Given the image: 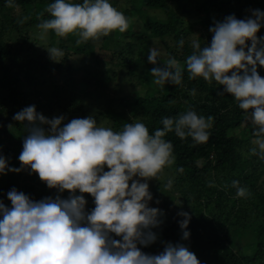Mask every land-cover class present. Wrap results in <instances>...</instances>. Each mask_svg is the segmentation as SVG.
I'll list each match as a JSON object with an SVG mask.
<instances>
[{"label": "clouds", "instance_id": "clouds-1", "mask_svg": "<svg viewBox=\"0 0 264 264\" xmlns=\"http://www.w3.org/2000/svg\"><path fill=\"white\" fill-rule=\"evenodd\" d=\"M6 4L14 7L15 0H6ZM47 12L50 18L38 26L42 32L75 35L77 43L129 28L128 18L110 0H53ZM262 27L264 11L259 9L246 19L227 16L210 28V45L202 46L200 39L191 41L193 51L185 61L189 79L214 81L223 86L219 95L231 94L238 102L254 126L251 152L260 160H264V78L257 64L264 66V46L258 48L264 37L258 38L257 33ZM47 50L56 61L64 55L59 48ZM160 56L159 49L150 48L147 60L158 65ZM163 65L151 69L152 83L161 88L166 83L181 85L184 68L178 61L169 57ZM190 94L195 96V89ZM13 118L26 122L28 130L19 156L22 167L38 173L49 189L67 190L71 195L37 201L15 188L9 191L11 208L0 201V264H200L183 244L168 243L158 255L145 254L138 245L148 247L157 240L152 230L160 226L163 212L149 206L153 197L146 181L174 164L173 144L165 137L174 132L180 139L191 137L205 144L213 126L211 116L188 110L177 117H164L163 127L151 134L142 122L126 123L121 131H113L91 116L62 126L63 115L48 119L35 105ZM8 171L18 173L21 168L9 167L0 156V174ZM232 186L238 198L250 195L239 181L234 180ZM83 194L94 199L90 212ZM178 215L183 217L178 221L182 239L188 240L191 217L187 212Z\"/></svg>", "mask_w": 264, "mask_h": 264}, {"label": "trees", "instance_id": "trees-1", "mask_svg": "<svg viewBox=\"0 0 264 264\" xmlns=\"http://www.w3.org/2000/svg\"><path fill=\"white\" fill-rule=\"evenodd\" d=\"M119 1L110 0L114 7ZM52 2L15 0V6L9 7L6 0H0V133L10 131L5 136L8 145L0 137V156L6 159L9 167L21 168L18 173H6V181L0 185V201L11 208L7 193L13 188L33 200L48 197V187L39 179L38 173L22 167L19 160L28 130L26 122L22 124L14 120L17 112L35 105L37 112L46 117L63 115L62 126L77 114L82 118L88 117L86 109L89 105L81 103L87 95L85 92L77 101L74 96L66 95L64 85L52 84L45 91L42 90V83L35 80L44 76V67L48 63H56V69L67 71L66 81L73 83L72 87H78V79L87 81L93 70L96 74L116 73L119 76L123 73L120 67H124V78L133 85L144 81L137 71L147 70L143 69L147 65L142 63L148 49L147 43L158 40L163 43L169 57L175 58L184 68L182 84L166 83L163 88L155 87L154 94H149L146 88L143 94L130 98L131 104H124L126 110L129 109L127 114L142 116L150 134L163 127L162 118L177 117L188 110H195L205 118L211 116L213 126L209 129L210 138L205 144H197L191 137L180 139L174 132L165 137L173 144L174 184L181 187L182 195L190 196L186 198L188 202H194L190 209L182 211L184 208H181L179 211L187 212L191 217L187 229L189 239H182L178 221L183 217L171 213L168 217L160 218V226L152 230L157 240L148 247H138L143 253L154 255L158 251L163 252L168 243L183 244L195 254L200 264H264V160L251 152L253 146L250 138L255 139L254 126L246 124L239 137L232 136L231 131L247 118L238 107V102L231 94L219 95L223 92V86L214 81L208 83L202 78L189 79L185 64L186 57L193 51L189 36L194 29H199L197 26L204 29L205 34L196 39L201 40L202 46L210 45V28L215 26V22H222L230 15L246 19L251 16L252 10L264 11V0H139V4L132 8L121 9L132 23L126 32H113L107 37L80 43H77L78 37L75 35L59 37L52 32L45 34L38 27L50 18L47 6ZM148 10H155L165 18L155 19ZM181 13L189 17L195 15L196 20L184 23ZM257 37H264V27L258 31ZM181 40L183 46L179 44ZM43 42L48 44L49 49L54 46L61 49L63 57L58 61L49 60L44 54L34 58ZM246 43L251 46V41ZM262 46L264 44L258 45V48ZM245 51L247 53V48ZM70 56L76 57L75 64L69 63ZM151 69L149 67L144 72L143 78L150 77ZM257 72L264 78V66L257 64ZM192 89L196 91L195 96L190 94ZM60 90L63 94H60ZM98 100L96 97L93 102L99 105ZM97 114L110 119L116 130H122L123 125L129 122L127 114L114 111L109 105L104 111L98 107ZM13 132L18 138L16 141L12 138ZM243 147L248 151L246 155ZM180 168L183 172L178 171ZM105 171H108L107 167ZM234 180L239 181L250 195L238 198L236 188L232 186ZM184 184H187L186 188L182 187ZM56 195L67 198L71 193L65 190ZM83 195L87 201L86 209L94 206L93 197ZM211 201L214 205L208 209ZM250 221L257 224L253 250L250 254H239L233 247L232 231L236 227L238 230L235 234L239 229L245 230Z\"/></svg>", "mask_w": 264, "mask_h": 264}, {"label": "rangeland", "instance_id": "rangeland-1", "mask_svg": "<svg viewBox=\"0 0 264 264\" xmlns=\"http://www.w3.org/2000/svg\"><path fill=\"white\" fill-rule=\"evenodd\" d=\"M194 1L198 2L200 0H194ZM138 4H139V0H120L116 4L115 8L121 11L123 7L132 8L133 6H136ZM148 11H149V14L155 19L165 18L163 14L155 10H148ZM180 15H181L180 16L181 20L184 23H186L187 21L193 22L196 20L195 15H193L192 17L186 16L182 13ZM128 20H129V28H131L132 27L131 19H128ZM196 28H199V29L198 30L194 29L193 32H191L189 36L190 41L200 37L202 34H205V30L202 29L200 26H197ZM118 45L119 43L116 44V46ZM41 46L42 48L37 50L33 57L37 58L39 57L40 54H44L48 56L49 60H51L52 58L49 57V52L47 50L49 49L48 44L46 42H43ZM146 47L148 49L146 51V54L142 57L143 58L142 63L146 64L147 66L146 68H143V69L148 70L149 67L153 68L156 66L164 67L163 64H166L167 60L169 59V54L167 53L165 47L163 46V43H161L158 40H152L147 43ZM50 48H53V47H50ZM150 48H157L161 52V56L158 57V60H159L158 65H152L147 60V56L149 54ZM75 60H76V57L70 56L69 63L75 64ZM117 62L120 63L119 60H117ZM55 65L56 63H50V64L48 63L44 67V76L42 78L38 77L35 80V82L37 83H40V84L42 83V90L45 91L46 87L48 88L52 84L53 85H57V84L64 85L66 87V90H65L66 95L74 96L77 101L81 100L80 95H82L83 92H85L87 95H85L86 97L83 99V102L81 103L89 105L88 109H86L88 110L87 116L93 117L96 120L97 124H100V126L109 127L113 131H121V130H116L110 119L98 115L97 114L98 107H101V110L104 111L109 105L110 108L113 109L114 111H123L124 114H127L129 109L126 110L124 104H127V105L131 104L132 101L130 100V98L132 96L143 94L146 88L149 90L148 91L149 94H154L155 90L153 89L155 87L161 88L160 86H157L152 83L153 78L151 76V73L149 74L150 75L149 78L147 77H145L146 79L143 78L145 75L144 72L147 70L137 71L140 77L144 80L143 82H136L133 85L130 84L129 82L126 81V78H124V75L126 76L124 67H120L121 69L120 71L123 73H120L119 76H117L116 73L115 75H108V74L101 75L102 73L96 74L95 70H93L90 72V76L87 79V81L78 79L76 81V84L78 85V87H72L74 86V84L66 81L67 71L64 72L62 68L58 70L56 69ZM63 68L66 69V66L63 65ZM138 68H141V65H138ZM79 76L83 78L81 74H79ZM79 76H76V77H79ZM62 92L63 91L60 90V94H63ZM155 94L158 95V93H155ZM96 97L99 99L98 100L99 105L93 102V99H96ZM127 116H128L127 120L129 121L128 123H135V122L144 123V119L140 115H136L132 117L129 114H127ZM46 118L51 119L53 117L47 116ZM75 118H82V117L80 114H77ZM249 123H251L250 119L248 117L245 118L243 123L241 122L240 125L236 126V128H234L231 131L232 136L239 137L241 135L242 130H244V126ZM9 133H10L9 130L7 132L0 133V137H2L3 143L6 145L9 144V141H8V138H6L5 136L8 135ZM13 134L14 135L12 136V138L14 141H16L18 138L15 135V132H13ZM253 140L254 139L250 138L251 144L254 147L252 143ZM244 148L245 147H243V153L244 155H246L248 151H246ZM174 165H175V161L173 165L166 166L163 169L162 173H160L157 178H152L146 181L149 185V191L153 197V200L149 202V206L162 210L163 215L160 218L164 216L168 217L170 216L169 214L171 213L178 214L180 213L179 211L181 210V208H184L182 209V211H184L187 208L190 209L192 205L194 204V202H188L186 198H190V196L182 195L181 187L176 186V184H174L176 182L175 181L176 176L174 173ZM136 179H141V178L137 177ZM262 179H264V175ZM5 181H6V174H0V185H4L3 182ZM169 181L172 182L171 187H167ZM141 182H145V181L141 179ZM182 187L186 188L187 184L182 185ZM47 192H48V197H52L53 199L56 198L57 196L56 194L58 193L56 189H49V188L47 189ZM76 195H81V193L77 191ZM60 197L62 199L68 198V197L65 198L63 196H60ZM157 201L159 203H157ZM213 205H214V202L211 201L208 205V209H210ZM9 206H11L10 201H9ZM94 207H95V204L91 208L86 209V211L90 212ZM248 224L249 225L245 230L239 229V231H237L236 234L234 232L238 230L237 227L233 229L232 231L233 247L235 251L238 252L239 254H250L253 250V241L257 233V224L252 221L248 222ZM112 238L116 240L120 239V237L115 236V234H112ZM262 239L264 241V235ZM158 254H160L159 251L156 252L154 255H158Z\"/></svg>", "mask_w": 264, "mask_h": 264}]
</instances>
